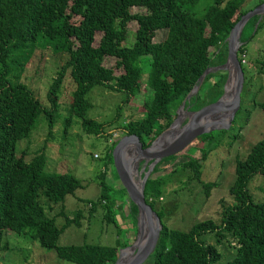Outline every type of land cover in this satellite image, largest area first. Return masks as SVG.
Segmentation results:
<instances>
[{
  "label": "trees",
  "instance_id": "obj_1",
  "mask_svg": "<svg viewBox=\"0 0 264 264\" xmlns=\"http://www.w3.org/2000/svg\"><path fill=\"white\" fill-rule=\"evenodd\" d=\"M263 1L0 0V254L7 249L3 234L8 231L27 235L45 251L74 264H112L119 249L115 245L57 244L66 226L79 224L80 209L72 217L65 216L64 223L58 226L53 216H47L43 200L47 207L48 203L61 204L65 196L81 188L82 183L67 171H45L43 149L28 153L20 146L17 151V142L29 138L40 114L45 118L47 134L51 135L53 125L60 118L59 92L69 83L72 91L62 116L63 130L74 116L86 134L104 136L107 128L113 126L122 133L135 135L142 147H147L172 122V115L186 93L197 84L201 73L225 61V39L233 25ZM250 3L251 6H247ZM198 6L202 7L200 14L196 13ZM258 17L253 15L244 24L239 37L236 56L243 83L246 76L241 56L251 37L246 30ZM129 23L135 25L133 39L125 44ZM156 30H164L165 36L161 41L152 42L149 38ZM37 48L65 56L48 83L45 104L19 80ZM259 69L264 71V61L259 62ZM142 74H145L149 93L142 102V110L132 119L120 124L118 106L115 113L102 122L87 116L91 106L89 91L96 87L108 88L122 93L126 101L140 91ZM225 79V70L208 71L185 105L197 110L217 100ZM256 105L264 113V99ZM228 129L213 130L194 138L201 139L200 156H186L187 159L179 163L180 168H188L191 176L199 180L202 161L217 147ZM214 134L216 139L212 141ZM116 142L111 141L103 153L102 171L96 177L97 198L84 201L89 204L90 212L96 206L106 207L104 218L115 225L116 231L120 228L113 209L115 206L122 209L135 235L136 208L113 167L116 187H109L105 182V171L112 165L111 150ZM184 149L160 159L144 182V201L156 212L161 229L153 251L143 264H216L221 259L216 245L232 250L231 256L220 264H264V201L253 200L247 189L254 175L264 177V135L243 158L235 159L233 180L227 189L232 201L221 204L218 221L202 219L182 230L168 227L162 220L163 212L154 209V202L161 195L162 177L168 173L160 174L158 166L183 155ZM201 184L204 194L215 185L212 181ZM115 198L121 200L118 205H114ZM206 234L215 236L214 244L204 241Z\"/></svg>",
  "mask_w": 264,
  "mask_h": 264
},
{
  "label": "rangeland",
  "instance_id": "obj_2",
  "mask_svg": "<svg viewBox=\"0 0 264 264\" xmlns=\"http://www.w3.org/2000/svg\"><path fill=\"white\" fill-rule=\"evenodd\" d=\"M247 6H251V3ZM132 11L135 12L136 8ZM197 11L196 13L200 14L202 7L198 6ZM257 22L258 27L255 28ZM134 27L133 23L128 24L125 44L132 41ZM246 32L251 37L246 42L244 56H241L246 80L242 84L239 94L240 108H238L239 111L235 115L234 121L231 122L230 128H227L228 131L221 136L217 147L209 152L202 161L200 179L195 180L188 168H180L179 165L180 162L187 159L186 156L195 158L200 156L198 151L199 147L202 146L200 138L191 141L182 152L183 155L173 161H165L158 166L160 172H157L160 174L168 173L162 177V191L160 197L154 202V209H160L163 212L162 220L170 228L183 230L189 227L191 223L207 218L217 222L221 204H230L232 201L227 189L233 180L235 159L243 158L249 148L264 135V113L256 105L264 99V71L259 69V62L264 61V13L258 17L252 26L247 27ZM164 36V30H156L149 39L152 42H157L161 41ZM64 58L63 54H53L47 49L37 48L31 54L20 74L19 80L30 89L41 104H45L44 97L48 83L54 77L55 71L62 64ZM145 78V74H142L140 91L126 101L123 100L122 93L108 88L96 87L92 89L88 92L91 106L87 116L102 122L109 119L118 106L121 110L119 123H126L127 120L132 119L136 112L142 110V102L145 100V95L149 93L145 86ZM71 91L69 83H65L61 87L58 95L60 118L53 125L51 135L47 134L45 118L40 114L32 125L29 138L18 141L16 150H20V146H23L30 153L42 148L46 158L45 171H67L82 183V187L74 190L72 194L66 195L61 204L48 203L47 207L43 200L47 216H53L58 226L64 223L65 216L72 217L73 213L80 209V217L77 219L79 224L76 226L71 223L66 226L58 236L57 244L97 243L122 248L119 245L126 244L127 241L130 242L128 243L130 245L135 240L131 223L124 216L122 209H118L117 206L113 209L120 228V231H116L115 225L107 222L104 218L106 207L96 206L95 210L90 212L88 210L89 204L85 203L84 200L97 198L99 186L96 177L98 172L102 171V156L105 148L111 141L118 140L125 133L112 126L113 128H107L104 136L86 134L80 128L79 120L74 116L63 130L62 116L65 115L64 108L68 104ZM184 110L194 111L187 106L184 107ZM177 114L172 115V121L176 119ZM186 119L187 117L182 119L179 128ZM232 135L236 136L233 138ZM215 139L214 134L212 141ZM127 154L130 156L132 153ZM141 165L140 160L136 174L133 175L136 182L139 181L143 173L142 170H144H141ZM112 167L113 164L108 166L105 171V182L109 187H116ZM174 168L176 171H172ZM208 181L214 182L215 185L208 190L207 194H204V187L201 183ZM247 189L253 200L264 201L263 176L254 175L249 181ZM108 194H112L111 189H109ZM114 200V205H118L121 201L117 198ZM6 232L3 234V240L7 249L0 254V264H74L55 257L52 252L45 251L27 235ZM203 239L207 243H215L213 234H206ZM222 243L225 242L222 241ZM216 247L221 255L220 262L216 264H220L226 257L231 256V248L225 245H216Z\"/></svg>",
  "mask_w": 264,
  "mask_h": 264
},
{
  "label": "water",
  "instance_id": "obj_3",
  "mask_svg": "<svg viewBox=\"0 0 264 264\" xmlns=\"http://www.w3.org/2000/svg\"><path fill=\"white\" fill-rule=\"evenodd\" d=\"M263 13L264 1L239 18L230 29L225 39L227 52L224 63L219 66L206 68L201 73L198 77L197 84L186 93L179 107L175 110V113H178L179 110L186 111L184 110L186 100L191 94L197 91L203 81L204 75L208 71L224 69L226 71V79L222 86V93L217 100L197 110L186 111L189 115L185 123L179 128V131L173 132L172 138L155 151H150L153 143L162 133L170 130L175 120L156 136L147 147H142L138 138L133 134L122 135L113 146L111 155L114 170L128 199L136 208V233L135 240L132 244L118 249L116 259L112 264H143L156 245L158 234L161 229L160 219L156 212L144 201L143 196L144 182L153 166L159 162L160 159L184 149L197 136L213 130H226L230 126L240 105L239 94L243 84V74L236 56L237 48L240 45V31L243 24L250 16L259 15L260 17ZM231 76L233 77L232 90L227 95L226 86ZM130 147H132V149H130ZM130 152L133 155L131 157L127 154ZM134 155L136 157H134ZM140 160L142 162L141 170H144H142L143 173L139 181L134 182L130 170L133 169L136 171L138 161ZM126 249L134 250V255L128 261L120 262V259H122V251Z\"/></svg>",
  "mask_w": 264,
  "mask_h": 264
},
{
  "label": "bare ground",
  "instance_id": "obj_4",
  "mask_svg": "<svg viewBox=\"0 0 264 264\" xmlns=\"http://www.w3.org/2000/svg\"><path fill=\"white\" fill-rule=\"evenodd\" d=\"M232 85H233V77L231 76L228 80V85L226 86V93L227 95L231 92L232 90ZM189 113L186 111L179 110L177 114V118L175 119L174 123L172 124L171 128L169 131L163 133L152 145L150 148V151H155L159 149L161 146H163L164 143L168 142L172 138V133L173 132H178L179 131V124L182 121L183 118L188 117ZM133 156L132 154L129 156ZM134 157H136L134 155ZM133 157V158H134ZM131 171V177L133 178V175L136 174V171L133 169ZM134 182L135 179L133 178ZM134 255V250L126 249L122 251V259H120V262H126L128 261L132 256Z\"/></svg>",
  "mask_w": 264,
  "mask_h": 264
},
{
  "label": "built area",
  "instance_id": "obj_5",
  "mask_svg": "<svg viewBox=\"0 0 264 264\" xmlns=\"http://www.w3.org/2000/svg\"><path fill=\"white\" fill-rule=\"evenodd\" d=\"M243 60L241 59V62H242ZM94 156H96V155H94Z\"/></svg>",
  "mask_w": 264,
  "mask_h": 264
}]
</instances>
